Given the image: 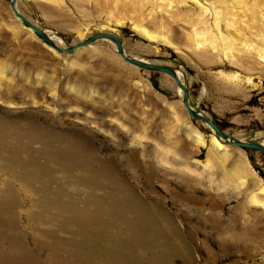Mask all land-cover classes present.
<instances>
[{
    "label": "rangeland",
    "instance_id": "374dc122",
    "mask_svg": "<svg viewBox=\"0 0 264 264\" xmlns=\"http://www.w3.org/2000/svg\"><path fill=\"white\" fill-rule=\"evenodd\" d=\"M178 81L264 146V0H0V264H264V152Z\"/></svg>",
    "mask_w": 264,
    "mask_h": 264
},
{
    "label": "water",
    "instance_id": "95a60500",
    "mask_svg": "<svg viewBox=\"0 0 264 264\" xmlns=\"http://www.w3.org/2000/svg\"><path fill=\"white\" fill-rule=\"evenodd\" d=\"M13 7H15V6L13 5ZM14 12H15L16 15H17V16H18V17H19V18H20V19H21V20L27 25L28 28L34 30V31H35V32H36V33H37L42 39H44V40H45V41H46L51 47L57 49L56 46L54 45V43L49 39V37L46 35V33H45L43 30H41V29L37 28L36 26L32 25L31 23H29V22H28L23 16H21L16 10H14ZM100 37H103V38H109V39H112V40L116 41V43H117V45H118V51H119V54L123 57V59H124L126 62H128V63H130V64H132V65H134V66H138V67H140V68H143V69H149V70H154V71H158V72L168 73V74L174 76L176 79H178V78H177V75H176V72H175L174 70L170 69V68H167V67H165V66H161V65L147 64V63H143V62L136 61V60H133V59L128 58V57L126 56V54H125V51H124V49H123L122 44L120 43V41H118V39H116V37H114V36H112V35H109V34H107V35H101ZM94 40H95V39H90L88 42H86V43L80 45L79 47H76L75 49H77V48H81L82 46L87 45V44L93 42ZM75 49H74V50H75ZM178 84L180 85V87H181V88L184 90V92H185V107H186L188 113H189L192 117H194V118H196V119H198V120H200V121L206 122L207 124H209V125L212 127V129L217 133V135H218L219 137H221V138H223V139H226V140H230V139H231V140H232V143L235 144V145H237V146L243 147V148H245V149H255V150H259V151L264 152V146L259 145V144H252V143H244V142H241V141H239L238 139H236L235 137H233V136H229V135L225 134V133H224V132L218 127V125H217L214 121H212L211 119H209V118H207V117L201 115L200 113L194 111V110L192 109L191 105H190L189 95H188V91H187L186 87H185L180 81H178Z\"/></svg>",
    "mask_w": 264,
    "mask_h": 264
},
{
    "label": "bare ground",
    "instance_id": "6f19581e",
    "mask_svg": "<svg viewBox=\"0 0 264 264\" xmlns=\"http://www.w3.org/2000/svg\"><path fill=\"white\" fill-rule=\"evenodd\" d=\"M176 72V71H175ZM176 75H177V78H179V75H178V73L176 72ZM221 145V144H220Z\"/></svg>",
    "mask_w": 264,
    "mask_h": 264
}]
</instances>
